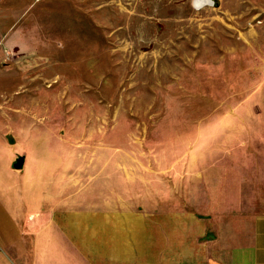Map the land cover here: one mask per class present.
<instances>
[{
    "label": "rangeland",
    "instance_id": "374dc122",
    "mask_svg": "<svg viewBox=\"0 0 264 264\" xmlns=\"http://www.w3.org/2000/svg\"><path fill=\"white\" fill-rule=\"evenodd\" d=\"M263 105L264 0H0V155L78 218L180 187L186 143Z\"/></svg>",
    "mask_w": 264,
    "mask_h": 264
},
{
    "label": "crops",
    "instance_id": "0c3cea01",
    "mask_svg": "<svg viewBox=\"0 0 264 264\" xmlns=\"http://www.w3.org/2000/svg\"><path fill=\"white\" fill-rule=\"evenodd\" d=\"M234 130L212 152L201 132L185 144L180 187L80 218L60 188L29 181L24 156L13 167L2 141L0 264H264V105Z\"/></svg>",
    "mask_w": 264,
    "mask_h": 264
},
{
    "label": "water",
    "instance_id": "95a60500",
    "mask_svg": "<svg viewBox=\"0 0 264 264\" xmlns=\"http://www.w3.org/2000/svg\"><path fill=\"white\" fill-rule=\"evenodd\" d=\"M22 160H23V156L22 155H16L14 158H13V161H12V166L15 167V168H18L20 167L21 163H22Z\"/></svg>",
    "mask_w": 264,
    "mask_h": 264
}]
</instances>
